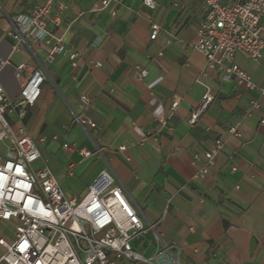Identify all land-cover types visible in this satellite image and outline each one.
<instances>
[{
	"label": "crops",
	"instance_id": "1",
	"mask_svg": "<svg viewBox=\"0 0 264 264\" xmlns=\"http://www.w3.org/2000/svg\"><path fill=\"white\" fill-rule=\"evenodd\" d=\"M42 1L0 0V58L10 62L0 71L6 97L16 102L20 96L14 66L46 78L32 106L5 116L13 130L23 125L35 143L40 159L32 167L46 165L68 199L83 197L103 171L119 182L144 224L154 226L132 242L145 261L120 264H264V96L236 78L222 81L216 72L197 82L205 64L192 48L205 17L200 1L154 0L157 7L149 10L137 0L105 8L101 0H63L59 26L47 24L63 45L50 63L52 40L13 49L9 36V19L27 16ZM153 25L159 29L151 40ZM69 54L77 55L74 67ZM235 63L264 86V55L255 63L237 54ZM135 68L146 71L140 80ZM207 92L211 102L190 123ZM81 96L91 103L84 112ZM253 100L259 108L246 117ZM173 102L178 106L163 127L154 111L166 118ZM81 113L95 129L74 120ZM235 127L238 135L229 132ZM217 139L224 145L207 179L194 181ZM8 145L0 142V156ZM79 148L100 149L103 157L84 159ZM12 238L13 226L0 221V241Z\"/></svg>",
	"mask_w": 264,
	"mask_h": 264
},
{
	"label": "built area",
	"instance_id": "2",
	"mask_svg": "<svg viewBox=\"0 0 264 264\" xmlns=\"http://www.w3.org/2000/svg\"><path fill=\"white\" fill-rule=\"evenodd\" d=\"M112 1L115 0H101V7L105 8ZM137 1L149 10L157 7L154 0ZM199 1L205 17L198 25L192 48L204 56L205 64L197 82L200 83L199 79L206 77L207 73L216 72L222 81L236 78L248 90L264 96V86L254 84L235 63L237 54L255 63L264 55V0ZM54 7L56 11L52 14ZM64 10L63 0H43L34 5L27 16L9 19L13 49L29 41L50 44L52 40L54 43L47 57V61L52 62L56 54L63 52V45L60 38H54L47 31V24L50 22L59 26V15ZM158 29L156 25L151 26V40L157 37ZM76 57L69 54L73 67ZM9 64V60L0 58V71ZM95 65L100 67L98 63ZM145 74V70L135 68L134 78L140 80ZM14 76L21 88L16 102L6 97L0 84V142H9L0 156V221L13 226L12 240L0 241L4 249L0 264H120L145 261L133 250L132 242L144 230L154 232V226L144 224L113 176L101 172L83 197L68 199L46 165L38 169L32 167L40 159L35 143L23 125L13 130L5 116L19 108L32 106L46 78L40 71H28L25 65L14 66ZM211 100L207 92L192 110L190 123L199 118ZM154 103L152 99L150 104ZM177 106L178 102L171 104L166 118L162 112L157 114V109L154 111L155 119L161 126L167 125ZM90 107L89 100L81 96L80 110L84 112ZM258 108V101L253 100L245 116H250ZM74 120L81 127L96 128L82 113L74 115ZM259 123L264 125V119ZM229 132L238 135L236 127ZM223 145L224 142L217 139L212 149L204 153V162L194 175V181L207 179ZM63 149L76 148L64 144ZM77 150L84 159L93 155L103 157L100 149L94 153L85 148ZM122 150L124 148H119V151ZM155 238L159 241L158 235L155 234Z\"/></svg>",
	"mask_w": 264,
	"mask_h": 264
}]
</instances>
